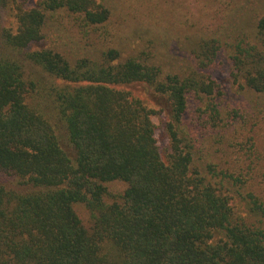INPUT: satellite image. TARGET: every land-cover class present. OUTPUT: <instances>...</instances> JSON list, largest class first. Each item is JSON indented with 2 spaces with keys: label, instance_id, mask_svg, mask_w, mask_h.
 <instances>
[{
  "label": "trees",
  "instance_id": "16d2710c",
  "mask_svg": "<svg viewBox=\"0 0 264 264\" xmlns=\"http://www.w3.org/2000/svg\"><path fill=\"white\" fill-rule=\"evenodd\" d=\"M0 4L15 19L0 52V175L15 181L0 180V264H264V16L229 43L193 38L187 60L169 64L154 39L122 57L98 0ZM47 17L98 55L30 49ZM224 53L259 101L219 99L210 70ZM134 83L165 113L164 158L155 110L118 87ZM116 181L124 188L110 192Z\"/></svg>",
  "mask_w": 264,
  "mask_h": 264
},
{
  "label": "rangeland",
  "instance_id": "374dc122",
  "mask_svg": "<svg viewBox=\"0 0 264 264\" xmlns=\"http://www.w3.org/2000/svg\"><path fill=\"white\" fill-rule=\"evenodd\" d=\"M38 0H18L25 7H34ZM110 8L115 30L113 45L118 47L122 57L136 53L140 48L149 46V39L158 43L166 42V50L159 58L169 63L170 59L164 55L172 53L186 61L190 41L197 36H220L229 43L243 30L250 35L257 21L264 16V0H98ZM129 9H132L129 11ZM129 11L127 17H120L119 12ZM125 19V20H124ZM15 19L7 9L0 4V52L3 51V31L7 27L14 28ZM241 30V31H240ZM226 37V39L224 38ZM30 49L51 48L65 55L69 59L88 56L95 57L100 51L89 41L83 40L78 29L69 21L63 25L55 23L47 17L43 29V38L30 45ZM159 48V46H157ZM178 50V51H176ZM181 53V54H180ZM180 62V61H179ZM225 62V53L219 56L217 65L210 70L211 77L219 84L222 92L219 99L228 106L236 100L259 101L261 95L250 94L238 83L233 82ZM170 64V63H169ZM166 64L167 69H177L180 65ZM228 64V63H227ZM25 73L29 74L34 68L31 63L25 62ZM32 66V67H31ZM171 70V69H170ZM128 91L132 96L141 98L149 107L153 108L152 120L155 124V137L161 156L164 158L169 146V138L165 134V113L150 98L139 83L118 86ZM0 180L15 184L12 177L0 175ZM124 183L116 181L108 184L110 192H117L124 188ZM234 202H238L237 199ZM239 212L246 214L243 203H239ZM75 210L82 223L89 225L88 211L82 204H75Z\"/></svg>",
  "mask_w": 264,
  "mask_h": 264
}]
</instances>
